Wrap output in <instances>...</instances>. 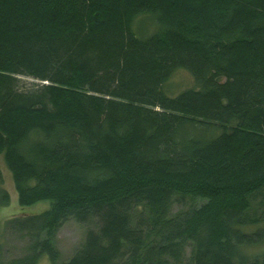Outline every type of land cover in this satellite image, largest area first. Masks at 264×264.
<instances>
[{"label": "trees", "instance_id": "obj_1", "mask_svg": "<svg viewBox=\"0 0 264 264\" xmlns=\"http://www.w3.org/2000/svg\"><path fill=\"white\" fill-rule=\"evenodd\" d=\"M0 154L21 206L50 201L7 222V264H264V0H0Z\"/></svg>", "mask_w": 264, "mask_h": 264}, {"label": "rangeland", "instance_id": "obj_2", "mask_svg": "<svg viewBox=\"0 0 264 264\" xmlns=\"http://www.w3.org/2000/svg\"><path fill=\"white\" fill-rule=\"evenodd\" d=\"M139 26L144 30L147 29V22L138 19ZM137 23V24H138ZM136 31V30H135ZM136 33L139 34L138 31ZM30 81V78L27 79ZM195 78L186 68L176 69L166 83L165 91L169 95H177L180 91L194 87ZM0 169L3 174V185L10 192L11 200L6 206L0 207V264H7L10 259L22 256L28 252L30 238L26 234H19L7 226V222L14 217H22L25 214H32L43 211L50 206L49 200H41L31 205L21 206L18 201L11 171L5 163L3 154H0ZM204 202L202 198H178L171 207V213L175 214L181 210L198 206ZM139 210V208L137 209ZM89 226L79 223L74 218H69L62 223L55 236V244L60 250L58 263L69 259L79 245L84 241L86 231ZM91 227H95L92 225ZM190 248L187 249L185 256L186 261L182 264H188ZM37 264H52L47 255H43Z\"/></svg>", "mask_w": 264, "mask_h": 264}]
</instances>
